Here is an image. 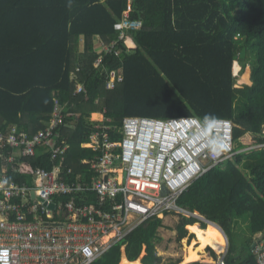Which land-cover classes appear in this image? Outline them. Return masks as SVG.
<instances>
[{"label": "trees", "instance_id": "obj_1", "mask_svg": "<svg viewBox=\"0 0 264 264\" xmlns=\"http://www.w3.org/2000/svg\"><path fill=\"white\" fill-rule=\"evenodd\" d=\"M127 10L142 27L125 29L117 53L97 51L99 41L117 39L116 25ZM101 53L103 62L95 66ZM237 61L239 74L250 65V83L236 86ZM111 70L124 77L114 89L106 87ZM79 85L83 91L75 93ZM56 101L64 115L60 132L70 145L65 164L75 172L87 170L82 161L97 154L82 147L94 112L105 111L113 142L122 140L127 116H194L231 119L237 151L264 145V0H0V131L35 134L46 127ZM13 152L0 142V174L16 181L58 163L47 154L20 156L15 172L8 161ZM178 201L228 237L240 219H249L253 234L264 233V146L214 166ZM196 222L183 215L177 225L178 241L188 236L187 225L195 234L180 264L214 262L208 248L216 255L215 242L227 245L217 225ZM160 226L162 219H149L93 264H163L154 241ZM254 242L240 253L230 243L226 264H257ZM123 245L131 261L122 258Z\"/></svg>", "mask_w": 264, "mask_h": 264}, {"label": "built area", "instance_id": "obj_2", "mask_svg": "<svg viewBox=\"0 0 264 264\" xmlns=\"http://www.w3.org/2000/svg\"><path fill=\"white\" fill-rule=\"evenodd\" d=\"M142 25L130 18V10L125 11L116 25L117 39L99 41L97 51L117 53L125 29L138 30ZM103 59L101 53L95 66ZM123 80L121 70H111L106 87L114 89ZM82 91L79 85L75 93ZM63 118L62 105L56 101L49 123L35 134L16 127L7 134L0 131V142L14 149L8 161L15 172L21 171L16 163L20 156L41 153L58 161L52 169L35 168L31 182L0 174V264H92L149 219L173 213L209 223L178 204L182 193L214 166L264 146L237 151L231 119L202 121L194 116H127L122 121V140L113 142L105 132L111 128L105 118L104 123L93 124L86 144L97 152L84 161L91 173L86 181L65 166L70 145L60 132ZM88 191L96 195V204L80 203ZM60 196L70 199L62 201ZM57 211L66 218L58 220ZM254 254L257 264H264V238L257 242ZM215 264H226L225 256Z\"/></svg>", "mask_w": 264, "mask_h": 264}, {"label": "rangeland", "instance_id": "obj_3", "mask_svg": "<svg viewBox=\"0 0 264 264\" xmlns=\"http://www.w3.org/2000/svg\"><path fill=\"white\" fill-rule=\"evenodd\" d=\"M101 47V46H100ZM240 62L235 63V73L239 74L241 70ZM250 73H251V67L250 65H247L245 70L239 74L236 82V86H240L244 83H250ZM97 115H92V120L95 119H101L97 118ZM97 122H103V121H97ZM180 217H172L168 216L164 220L167 224H164V227L159 228L157 238L155 239V247L157 254L162 257L163 261L165 263L175 262L177 260H182L186 257V254L189 250L188 245L191 244V242L194 240L195 236L190 235V230L188 229V236L182 239L181 241H178L177 238V232L175 231L177 220H179ZM167 226V227H166ZM228 237V236H227ZM257 240L258 235L253 234L250 231L248 220H239L235 224V228L232 231L231 235L228 237L229 244L231 243L233 247L234 253H240L242 251H249V248L247 247L248 240ZM215 254L216 257H214V254L212 253V257L214 260H217V257L219 255L224 254L227 251V245H223L219 242H215ZM208 251V250H207ZM146 252L143 251L140 258L142 259ZM123 256H125L124 250H123ZM202 263H208L213 264L214 262H203Z\"/></svg>", "mask_w": 264, "mask_h": 264}, {"label": "crops", "instance_id": "obj_4", "mask_svg": "<svg viewBox=\"0 0 264 264\" xmlns=\"http://www.w3.org/2000/svg\"><path fill=\"white\" fill-rule=\"evenodd\" d=\"M97 40H98V37H97ZM83 44H84V38L83 37H81V45H80V49L82 50L83 49ZM72 77L74 78V74H72ZM30 81H28V82H26L25 84H28ZM6 83H8V81L6 80ZM11 84H13V83H11ZM104 110H106V109H104ZM54 111V110H53ZM105 112V111H104ZM104 112L102 111V112H94V113H92L91 114V117H90V120L92 121V122H96V121H103L106 117H105V115H104ZM53 113V112H52ZM96 114H102V118L101 119H95V120H92L93 118H92V115H96ZM50 121V120H49ZM49 121L47 122V124L49 123ZM104 123V122H103ZM106 123V122H105ZM47 124H46V126H47ZM123 132V131H122ZM86 144H87V142H85V143H83L82 144V147H84V148H88V147H86ZM94 151V150H93ZM116 152L119 154L120 152H119V150L117 149L116 150ZM85 160H87V159H84L83 161H82V164H84V165H88V164H86L84 161ZM65 166H66V164H65ZM67 167V166H66ZM67 168H70V167H67ZM52 169V168H51ZM70 169H72V168H70ZM73 170V169H72ZM88 171H89V168L87 169V170H80L79 172H75L74 170H73V172H74V175L75 176H80L82 179H86V181H89L90 180V175H91V173H88ZM32 172H33V170H32ZM32 172L30 173V175H29V178H28V180L27 181H19V182H31V178H32ZM69 178H71L70 176L68 177V179ZM75 179V178H74ZM71 180V179H70ZM59 199L60 200H62V201H67V200H69L70 199V197L69 196H60L59 197ZM96 199H97V197H96V195L95 194H93L92 192H90V191H88V192H86V193H84L80 198H79V201H80V203H84V204H96ZM178 204H179V201H178ZM198 213V212H197ZM199 214V213H198ZM168 216H172V217H175L176 216V219H177V217H180V219H181V217L183 216V215H180V214H173V213H169V214H164L163 216H161V217H157V218H159V219H162V226H160L159 228H161V227H164L165 225L164 224H167L166 222H164V220L166 219V217H168ZM55 217L58 219V220H64L66 217H65V215H64V213H60V212H56L55 213ZM188 217V216H187ZM180 219L179 220H177V225H178V223H179V221H180ZM198 220H199V222H196V223H198L201 227H202V224H201V222H203V221H201L199 218H197ZM28 220L30 221V220H33V218H32V215H30V216H28ZM240 220H242V219H240ZM245 220H248V225H249V219H245ZM148 221V220H147ZM146 222V221H145ZM213 223V222H212ZM143 224V223H142ZM142 224H140V225H142ZM213 224H215V225H217L216 223H213ZM236 224V223H235ZM139 225V226H140ZM177 225H176V228H177ZM190 225H192V224H190ZM208 225V224H207ZM138 226V227H139ZM218 226V225H217ZM138 227H136V228H138ZM167 227V226H166ZM219 227V226H218ZM135 228V229H136ZM176 228H175V231L177 232V230H176ZM187 230H188V225H187ZM220 228V227H219ZM235 228V227H234ZM134 229V230H135ZM203 229H205V228H203ZM221 229V228H220ZM133 230V231H134ZM132 231V232H133ZM158 231H159V229H158ZM221 231L223 232V230L221 229ZM131 232V233H132ZM131 233H129L128 234V236L131 234ZM224 233V232H223ZM262 234H264V233H258V234H256V235H258V239H260L261 238V236H262ZM190 235H193V236H195V234H193V233H191L190 232ZM127 236V237H128ZM127 237L124 239V240H126L127 239ZM156 238H157V236H156ZM155 238V239H156ZM177 239V238H176ZM184 239V238H183ZM257 239V240H258ZM257 240H255V242L257 241ZM155 241V240H154ZM254 242V243H255ZM253 243V244H254ZM253 246V245H252ZM125 248H126V245H123L122 246V254H123V250H124V253H125V256H126V258L128 259V260H130L128 257H127V255H126V250H125ZM228 249H229V241H228V239H227V251L224 253V254H222V255H219L218 257H217V259L219 258V257H222V256H226V254H227V252H228ZM252 249H253V252H254V248L252 247ZM109 251V250H108ZM107 251V252H108ZM144 252H146L145 251V247H144V250H143ZM143 251H142V253H143ZM208 251H209V253H210V256H211V258L213 259V257H212V253H213V250L211 249V248H208ZM106 252V253H107ZM141 253V254H142ZM146 254V253H145ZM104 255V254H103ZM102 255V256H103ZM102 256H100L98 259H96L94 262H96L97 260H99ZM141 256V255H140ZM145 256V255H144ZM143 256V257H144ZM214 257H216V255H214ZM122 258H123V255H122ZM140 258V257H139ZM138 258V259H139ZM141 259V258H140ZM184 259V258H183ZM183 259L182 260H177V261H175V262H170V263H165V262H163V264H180L182 261H183ZM122 260V259H121ZM214 260V259H213ZM131 261V260H130ZM141 261H142V259H141ZM216 261L217 260H214V263L213 264H215L216 263ZM93 262V263H94ZM201 262V261H200ZM92 263V264H93ZM143 263V262H142ZM120 264H121V261H120ZM191 264V263H190ZM206 264H208V263H206Z\"/></svg>", "mask_w": 264, "mask_h": 264}, {"label": "water", "instance_id": "obj_5", "mask_svg": "<svg viewBox=\"0 0 264 264\" xmlns=\"http://www.w3.org/2000/svg\"><path fill=\"white\" fill-rule=\"evenodd\" d=\"M241 58H245V56H246V48H243L242 49V51H241ZM164 191H167V189H166V187L164 188ZM209 223H212V222H210V221H208ZM225 234V233H224ZM225 236H226V238L228 239V237H227V235L225 234ZM264 238V234H262V236H261V238L260 239H258L254 244H253V248H255V246H256V244H257V242L259 241V240H261V239H263Z\"/></svg>", "mask_w": 264, "mask_h": 264}, {"label": "clouds", "instance_id": "obj_6", "mask_svg": "<svg viewBox=\"0 0 264 264\" xmlns=\"http://www.w3.org/2000/svg\"><path fill=\"white\" fill-rule=\"evenodd\" d=\"M209 224V223H208Z\"/></svg>", "mask_w": 264, "mask_h": 264}]
</instances>
